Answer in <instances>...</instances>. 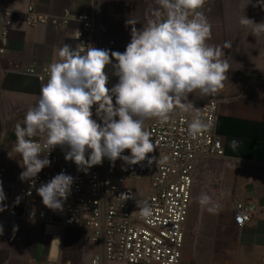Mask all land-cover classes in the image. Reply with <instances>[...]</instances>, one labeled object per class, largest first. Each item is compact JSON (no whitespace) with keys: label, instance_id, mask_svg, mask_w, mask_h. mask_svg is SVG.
Here are the masks:
<instances>
[{"label":"crops","instance_id":"crops-1","mask_svg":"<svg viewBox=\"0 0 264 264\" xmlns=\"http://www.w3.org/2000/svg\"><path fill=\"white\" fill-rule=\"evenodd\" d=\"M13 14L6 52L0 55V180L8 207L15 186L21 183L22 160L13 150L15 126L23 125L25 113L36 104L47 77L25 74L58 61L65 43L77 48L73 38L80 25L73 20L65 28L25 25V8L33 3L41 14L86 13L94 19L87 34L88 46L125 51L131 40V27L125 22L131 14L143 20L145 0H0ZM211 24L209 44L223 49L231 68L218 92L215 134L221 139L224 156L196 162L191 203L185 224L184 244L179 264H264V35L256 37L239 24L245 15L264 22L262 0H205L202 9ZM139 29L142 24H137ZM231 47H224L225 42ZM111 88L118 82L113 69L106 68ZM208 96L199 91L189 100L199 109ZM179 109L173 111L178 112ZM95 117V106L93 107ZM189 111L186 114H193ZM149 120V119H147ZM146 120V121H147ZM235 139V148L231 142ZM219 179L221 187L213 185ZM207 193L218 205L215 214L202 207L198 198ZM237 203L254 207L251 221L242 228L233 223ZM6 207V210H7ZM5 211L0 213L5 215ZM0 264H125L103 258V240L90 231L62 228L36 220H18L13 226L0 221Z\"/></svg>","mask_w":264,"mask_h":264},{"label":"clouds","instance_id":"clouds-1","mask_svg":"<svg viewBox=\"0 0 264 264\" xmlns=\"http://www.w3.org/2000/svg\"><path fill=\"white\" fill-rule=\"evenodd\" d=\"M264 2V0H262ZM143 20L131 14V40L125 51L88 46L73 48L65 43L58 51L59 60L48 66L47 82L41 87L36 104L25 113L23 125L15 126L13 150L22 160L21 181H33L50 166L48 156L56 147L65 150V160L87 171L102 165L107 158L112 166L119 159L127 166L147 160L150 166L157 145L144 130L147 119L164 123L174 110L196 112L188 125V134L196 138L208 125L189 95L199 91L210 96L223 88L231 66L219 46L211 45V24L202 11L205 0H145ZM142 24L137 28V24ZM242 27L250 28L256 37L264 35V22L256 23L245 15ZM224 47L230 48L226 41ZM118 82L108 87L110 77ZM95 116L93 118V107ZM99 120V122H98ZM34 137L43 139V146ZM238 141L232 140L235 148ZM130 150V155H123ZM74 178L63 171L36 189L48 209L63 211L72 192ZM31 193H29L30 195ZM122 199H128L125 194ZM7 199L0 180V213ZM16 197L15 203H20ZM199 204L215 214L216 202L201 193ZM142 219L153 215L146 199H136ZM0 224V235L3 234Z\"/></svg>","mask_w":264,"mask_h":264},{"label":"built area","instance_id":"built-area-1","mask_svg":"<svg viewBox=\"0 0 264 264\" xmlns=\"http://www.w3.org/2000/svg\"><path fill=\"white\" fill-rule=\"evenodd\" d=\"M10 1L14 0H6ZM73 20L80 25L73 34L76 46L86 50L87 34L95 24L89 14H72L68 9L60 15L41 14L33 3L25 8L24 22L28 27L65 28ZM13 24L12 10L5 3L0 7V55L8 48ZM24 72L48 77V68L38 71L30 66ZM217 110L216 93L208 96L199 107V116L208 127L196 138L187 131L196 112L190 115L174 112L164 123L155 118L145 121L144 130L150 133L157 145L156 150L148 154L149 158H155L150 166L147 160L127 166L118 159L113 167L105 158L102 165L93 166L85 173L78 170L74 162L65 160L64 149L56 147L48 156L50 166L45 167L33 181H21L14 187L5 215L0 214V221L4 219L13 226L18 220H36L62 228L90 231L94 240L102 238L103 258L109 262L179 264L196 162L224 156L221 139L215 134ZM33 139L43 146L42 138ZM123 155H130V150H125ZM62 171L71 175L74 183L63 211L54 212L43 205L36 189ZM138 181L145 182V188L137 189L135 183ZM213 185L220 188L221 181L214 179ZM121 194L129 198L122 199ZM18 196L21 200L17 205L15 200ZM136 199H146L152 205L150 218H140ZM253 213V206L237 203L233 211L234 226L242 228L248 224ZM99 259L94 258L92 264H98ZM31 264L43 263L35 261Z\"/></svg>","mask_w":264,"mask_h":264},{"label":"rangeland","instance_id":"rangeland-1","mask_svg":"<svg viewBox=\"0 0 264 264\" xmlns=\"http://www.w3.org/2000/svg\"><path fill=\"white\" fill-rule=\"evenodd\" d=\"M135 187H136L137 189L145 188V182H143V181H138V182L135 183Z\"/></svg>","mask_w":264,"mask_h":264}]
</instances>
